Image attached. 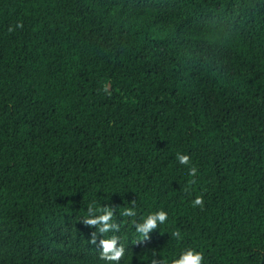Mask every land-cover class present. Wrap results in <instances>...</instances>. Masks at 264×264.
Returning <instances> with one entry per match:
<instances>
[{"label": "trees", "instance_id": "trees-1", "mask_svg": "<svg viewBox=\"0 0 264 264\" xmlns=\"http://www.w3.org/2000/svg\"><path fill=\"white\" fill-rule=\"evenodd\" d=\"M187 248L264 264V0H0V264Z\"/></svg>", "mask_w": 264, "mask_h": 264}, {"label": "clouds", "instance_id": "clouds-1", "mask_svg": "<svg viewBox=\"0 0 264 264\" xmlns=\"http://www.w3.org/2000/svg\"><path fill=\"white\" fill-rule=\"evenodd\" d=\"M19 26V25H18ZM11 31V29H9ZM176 158L178 159L180 164H189L190 157L188 154L177 153ZM195 172V169H192ZM194 204L200 205L202 203V198L196 197L193 201ZM97 211L100 215H88L85 219V223L88 225H99L100 231L106 233L108 229L112 226L110 221L112 220L113 213L110 208H97ZM125 215H133L134 210L132 208H126L124 210ZM167 212L163 210H158L154 213L148 214L143 218V223L137 226V232L146 236V234L153 228L157 227V223L163 224L167 220ZM174 235L179 236V232L174 233ZM101 255L103 258L111 260V261H119L121 255L123 254L122 247H116V238L111 237L107 239L101 240ZM203 256L202 254L193 249L187 248L178 254H176L175 258L172 261V264H202ZM153 264H156V261H153Z\"/></svg>", "mask_w": 264, "mask_h": 264}, {"label": "rangeland", "instance_id": "rangeland-1", "mask_svg": "<svg viewBox=\"0 0 264 264\" xmlns=\"http://www.w3.org/2000/svg\"><path fill=\"white\" fill-rule=\"evenodd\" d=\"M214 29L216 30V32H218V35L223 37L226 40H232L235 44L237 45H241L242 42L239 41L231 32L227 31V30H222L221 27L217 24H215ZM222 30V31H220ZM82 264H115L113 262H103V263H82Z\"/></svg>", "mask_w": 264, "mask_h": 264}]
</instances>
